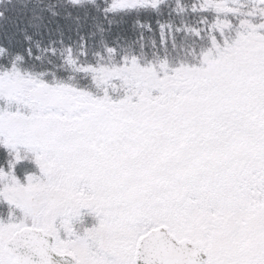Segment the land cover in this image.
I'll list each match as a JSON object with an SVG mask.
<instances>
[{
  "label": "snow or ice",
  "instance_id": "6c2138e0",
  "mask_svg": "<svg viewBox=\"0 0 264 264\" xmlns=\"http://www.w3.org/2000/svg\"><path fill=\"white\" fill-rule=\"evenodd\" d=\"M0 264H264V0H0Z\"/></svg>",
  "mask_w": 264,
  "mask_h": 264
}]
</instances>
